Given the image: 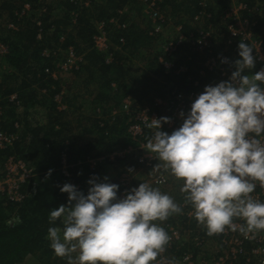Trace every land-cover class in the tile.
Masks as SVG:
<instances>
[{"label": "trees", "instance_id": "obj_1", "mask_svg": "<svg viewBox=\"0 0 264 264\" xmlns=\"http://www.w3.org/2000/svg\"><path fill=\"white\" fill-rule=\"evenodd\" d=\"M200 1L163 0L160 10L166 17L171 15L178 18L175 25L182 27V33L187 34L192 29L190 24L193 17L200 12ZM40 2L41 0H0V43L8 48L7 54L0 57V106L5 110V120L1 123V129L16 131L15 122L23 127L20 140L12 147L0 150V161L10 156L25 161L34 173L27 189L35 186V192L31 193L22 203H5L0 198V264H22L29 258H31L29 262L37 264H67V257L58 260L54 256L50 241L46 238L49 227H62L59 219L55 224L49 223L50 210L68 202V194L60 191V187L69 180L61 173L62 154L65 153L69 165H74L78 160H84L86 156L110 154L116 144H121L120 148H122L136 145L137 141L129 138L125 131L128 118L118 119L113 126L105 124L101 127L97 109L101 110L105 116L110 110L118 107L125 98H129L133 106L142 107L152 102L153 97L165 96L173 87L183 91L191 89L193 81H188V78L202 83L207 78L210 81L212 77H216L214 73L208 74V72L205 77L201 75L202 66L198 64V60L194 57L188 60L185 54L175 60L172 56L166 58L174 65L173 70L182 67L184 72L180 75H175L174 72L165 74L158 63L159 55H157L150 62L148 60L146 67L154 78H147L140 90L129 88L127 87L128 79L133 77V70L132 61L128 62L130 60L128 51L130 49L133 51L132 56L138 55L145 51L149 42L150 44L151 41L157 43L153 37L148 35L150 28L146 31L141 30L129 19V10L125 8H128L131 2L139 4L137 0H105L101 4H93L92 0L87 7L82 4L83 0H80L81 3L78 4L70 0H62L57 5L61 12L60 17H53V20L50 18V7H47V10L43 8L42 12ZM208 2L212 14L215 13L217 16L221 14L225 0H208ZM246 2L250 6L255 3L253 0ZM26 3L30 5V9L19 18L16 13H19ZM141 7L143 10L142 5ZM258 8L262 9L261 24L263 25L264 0L259 1ZM111 19H118L119 23H125L126 28H114L109 24ZM38 22L42 29L40 38H37L40 28L37 26ZM100 22H105L107 25L110 51L113 54V61L108 64L105 63V55L96 51L91 41L96 33V25ZM9 23H13L15 29L7 28ZM203 23L208 22L204 20ZM217 29H219V36H223L219 38V41L223 42L226 31L224 28ZM120 39H123L124 44ZM69 47L74 48L76 55L83 58L79 70L71 73L73 76L82 78L80 88L86 96L84 101L86 106L89 102L91 106V114L83 115L78 120L76 128L79 129V133L77 134L71 131L70 122L67 120L69 112L57 109L58 105L54 97L63 90L60 87V81L54 80L50 74L55 70L56 64L63 61ZM44 51H49L50 55L44 57L42 55ZM54 52L57 54L54 55ZM126 52L128 58L125 56ZM235 58L240 59L237 54ZM200 59L203 58L200 57ZM234 61L231 60L230 64L233 65ZM46 70L49 72L47 73ZM13 94L20 101L24 114L32 107H45L43 110L45 121L37 120L36 123L29 124L26 120H22L17 115L14 104L8 102ZM70 96H72L71 100L67 95H62V103L67 105L68 110L76 108L72 104L76 100L74 99L75 93ZM127 162L130 160H120L114 166L123 168L126 163L127 166L120 169L119 173H128L133 177V169ZM135 164L133 162L134 171L140 165L135 166ZM156 165L158 161L152 162L150 167L140 166L148 175L156 168ZM101 166L94 171H90L85 165L68 169L79 191L87 194L90 187L87 181L93 175L103 181L104 174ZM50 169L52 172L48 175ZM120 191L119 188L117 196ZM182 200L184 196L177 202L180 203ZM158 223L165 230L167 224H180L178 227L181 230L193 228L196 232L202 230V226L197 224L194 217L187 219L184 214H173L166 221ZM197 235L202 238L201 244L196 245L189 240L183 244H175L171 250H168L167 258L173 264H183L182 257L188 253L193 255V264H197L195 260L199 255L201 259H205L203 253L205 232L202 236L201 233ZM154 262L150 264H155ZM244 263L243 257L232 262V264Z\"/></svg>", "mask_w": 264, "mask_h": 264}, {"label": "clouds", "instance_id": "obj_2", "mask_svg": "<svg viewBox=\"0 0 264 264\" xmlns=\"http://www.w3.org/2000/svg\"><path fill=\"white\" fill-rule=\"evenodd\" d=\"M238 49L230 79L205 86L190 112L181 111L178 129L171 134L161 130L169 117L152 118L146 125L154 131L145 138V149L183 181L184 203L209 236L226 228L236 231V219L244 221L238 230L246 237L264 230V202L252 195L257 186L264 188V68L253 74V46L241 40ZM107 181L93 175L86 195L70 183L60 187L68 202L50 210L49 223L62 222V227L48 228L50 248L55 256L67 257V264L156 261L171 240L156 222L181 214L182 206L146 182L137 188L132 183L119 198L118 183Z\"/></svg>", "mask_w": 264, "mask_h": 264}, {"label": "built area", "instance_id": "obj_3", "mask_svg": "<svg viewBox=\"0 0 264 264\" xmlns=\"http://www.w3.org/2000/svg\"><path fill=\"white\" fill-rule=\"evenodd\" d=\"M143 6V12L150 20V29L148 35L153 37L159 43L160 55L158 56V63L162 66L164 73L174 72L175 75H180L184 72L181 67L173 70L174 65L166 58L172 56L175 60L182 54L188 56V60L194 57L198 60V64L202 66L200 72L205 77L206 72L214 73L215 78L209 81L207 78L202 83L198 80L188 78V81H193L192 88L183 91L176 87L169 89L163 97H153L152 102L147 106L135 107L129 98L121 101L120 105L112 110L107 115H103L101 110L97 109L99 118V125L102 127L105 124L113 126L117 123L118 119L128 118L126 133L129 138L136 139V145H128L122 148H117L111 151L106 156H86L84 160H78L74 165L67 163L65 153L61 156V173L67 177L68 183L73 184L70 167L85 165L90 171H94L103 164L114 166L117 161L134 158L136 163L150 167L151 163L158 161L160 167H156L150 174L149 184L155 187L166 186L169 183L171 174L166 171L162 162L158 160L156 154H151L145 149L146 137L152 135L153 129H148L146 125L151 122L152 118L169 117L170 123L162 124V131L169 134L175 129H178L183 124V118L180 116L181 111L185 116L190 112L191 104L204 91L205 86H215L221 81L230 79L231 73L235 68L230 64L231 60H236L235 54L239 56L238 44L241 40L253 46V55L256 57L255 67L252 69L253 74L264 68V25L261 24L263 16L262 9L258 8L260 0H253L254 5L250 6L247 0H225V5L221 14L218 16L210 12L208 0H201L200 12L197 13L190 24L191 30L187 34L182 33V27L175 26V34L173 37H164V29L170 24L169 19L161 12L160 4L163 0H137ZM74 4L81 3L80 0H70ZM84 6H89L87 2H82ZM30 5L26 3L22 10L16 15L20 18L27 11ZM121 14V11L119 12ZM207 21L204 24L203 21ZM75 21V20H74ZM114 28L125 29V23H119L118 19H111L109 21ZM37 26H41L40 22ZM7 28L15 29L13 23H9ZM224 28L226 37L223 42L219 41V29ZM42 29L38 30L37 38H40ZM92 46L99 53L105 55V63L113 61V54L111 53V44L108 37L107 25L105 22H100L96 25V33L92 37ZM124 44L123 39H120ZM8 52V48L0 43V57H3ZM54 55L57 52L53 53ZM44 57L50 55L49 51L42 53ZM202 57L203 59H200ZM227 58L228 63H222V60ZM82 56L75 53L74 48L69 47L65 53L62 62L55 66V70L51 71V77L54 80L58 79L59 73H71L78 71L82 63ZM48 73L49 70H46ZM115 88V85L112 84ZM63 92L54 97V101L61 109H65L62 104ZM9 103L20 108V101H18L15 94L11 95L8 99ZM61 105V106H60ZM4 110L0 106V150H6L12 147L20 140L21 126L18 122L14 123L16 131L10 132L1 129V123L5 120ZM104 120V121H103ZM132 156V157H131ZM34 177L32 168L23 160L10 156L0 161V198L5 203H22L31 193L35 192V186L27 189L30 180ZM132 176L128 173H119L117 183L121 189L119 198H123L126 190L132 189ZM173 179V178H172ZM172 182V180H171ZM76 186V185H75ZM78 189V186H76ZM254 199L264 202V188L257 186L254 193ZM182 206L184 214L187 219L194 217L193 210L190 205H186L184 200L178 203ZM234 223L237 225V230L233 231L226 228L221 234H214L211 237L218 239V246L216 255L213 258V264H232L234 260L243 257L244 264H264V230L250 233L247 237L239 232V226L244 223L241 219H236ZM179 225L167 224L166 230L171 237L169 244L165 250L158 256L155 264H173L168 258V250H171L175 244H183L188 240L184 238V231L181 230ZM201 236L204 229L196 232V235L191 239L196 245L201 244ZM204 238V237H203ZM193 255L191 253L184 254L181 262L183 264H193Z\"/></svg>", "mask_w": 264, "mask_h": 264}, {"label": "rangeland", "instance_id": "obj_4", "mask_svg": "<svg viewBox=\"0 0 264 264\" xmlns=\"http://www.w3.org/2000/svg\"><path fill=\"white\" fill-rule=\"evenodd\" d=\"M60 1L62 0H41V11L43 12V8L45 10H47V7H50V18L53 20V17H60V11L58 8V3H60ZM90 1L92 0H83V2H87L88 5H90ZM105 0H93V4H101L103 3ZM128 5V4H127ZM169 6V5H168ZM86 7V6H84ZM125 10H129L128 11V15H129V19L131 22H133L139 29L146 31L148 28H150V20L148 19V17L144 14L142 7L140 4H138L137 2H131L128 6V8H125ZM169 14V13H168ZM170 15V14H169ZM169 19L170 24H168V27L164 29L163 33H164V37H168L171 38L174 36L175 34V24L178 22V18L176 19V17H172L167 16ZM74 20V19H73ZM264 25V24H263ZM4 26L2 25V28ZM264 33V30L263 32ZM62 40V38H61ZM159 50V43L157 42H152L151 44L149 42V45L147 47H145V51L142 52L141 54L139 53L138 55H133V51L130 49L129 52V56H130V61H132V72H133V77H131L130 79H128V86L129 88L132 89H137L140 90L142 88V84L144 83V81H147V78H154L153 75L150 74L149 71H147L146 67H147V63L148 60L149 62L152 60V58L154 56L160 55V51ZM126 58H128L127 52L125 54ZM128 62L126 64H128ZM137 71H134L136 70ZM253 73V70H251ZM247 74V72L245 73ZM155 76V75H154ZM81 77H76L73 76L72 73H59L58 74V80L60 81V87L63 90V94L67 95L68 98L71 100L70 95L75 93L74 99L76 98V100L72 103L74 104V106L76 107L75 109H67V105L64 103L63 106L65 109H61L58 105L57 109L60 111H67L68 113V118L67 120L70 122V128L73 134H77L79 133V129L76 128L78 126V120L81 119V117H83V115H90V102L87 104L84 101V99H86V96L84 95L83 91L80 88V84H81ZM158 87V85H157ZM114 92H116L114 90ZM150 96V95H149ZM148 96V97H149ZM81 97L83 98L81 100ZM125 98V97H124ZM89 100V98H88ZM148 103V102H146ZM50 104V102H49ZM119 104V103H118ZM117 104V105H118ZM149 104V103H148ZM148 104H145L143 106H147ZM61 106V105H60ZM45 107H35V108H31L28 110V112L26 114L23 113V108H16L17 110V115L19 117H21L22 120H26L27 123L29 124H34L37 122V120L40 121H45V113L44 110ZM5 112V110H4ZM30 117H27L29 116ZM87 115V116H88ZM23 128V127H21ZM126 131V130H125ZM21 133V130H20ZM119 140V139H118ZM121 144H116L115 145V149L120 148ZM132 157V156H131ZM133 162L136 163V161L134 160V158H130V162H127L128 164H130V168L133 169V188H137L139 187V185L142 182H146L149 183V176L150 174H146L145 170L143 169V167H141L139 165V167H137V170L134 171V166H133ZM136 163L135 166H137ZM127 166V164L125 163L124 167L125 168ZM123 168H116L115 166H111L109 164L106 165H102L101 166V170L104 174V176H102V180H104V177L108 178L109 183L116 181V178L119 174V172L121 171L120 169ZM136 168V167H135ZM173 178V179H172ZM172 180V182H171ZM103 182V181H101ZM183 185V181L182 180H177L174 176H171L169 183L166 186H162V187H158L160 188V190L168 195H170L171 197L174 198L176 203L179 199L183 198V194L180 191V188ZM155 187V186H153ZM159 221H157L156 223H158ZM180 226V224H178ZM195 229V228H193ZM193 229H189L188 232L184 231L183 235L185 240H189L192 242V238L194 237V235L196 234V231ZM195 233V234H194ZM205 240V247L203 245V250H204V258L205 259H201V255H199V257L197 256L196 258H198L197 260H195L197 262V264H213V258L216 255V250H217V246H218V239L215 237H211L208 234H205V238H203ZM76 254L73 253V256H75ZM55 256V255H54ZM57 257V256H55ZM58 260L60 259L59 257H57ZM31 258L27 259L24 263L22 264H37L35 262H29ZM195 263V262H194Z\"/></svg>", "mask_w": 264, "mask_h": 264}]
</instances>
